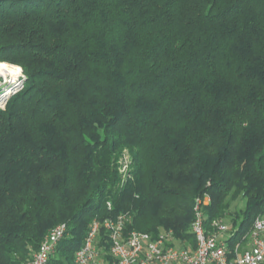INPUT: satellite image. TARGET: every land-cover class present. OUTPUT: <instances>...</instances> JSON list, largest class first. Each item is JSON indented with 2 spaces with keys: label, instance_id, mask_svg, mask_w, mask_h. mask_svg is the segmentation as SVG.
Masks as SVG:
<instances>
[{
  "label": "trees",
  "instance_id": "obj_1",
  "mask_svg": "<svg viewBox=\"0 0 264 264\" xmlns=\"http://www.w3.org/2000/svg\"><path fill=\"white\" fill-rule=\"evenodd\" d=\"M0 62L24 75L0 107V264L59 224L49 264H75L121 214L194 245L204 194L207 225L264 210V0H0Z\"/></svg>",
  "mask_w": 264,
  "mask_h": 264
},
{
  "label": "built area",
  "instance_id": "obj_2",
  "mask_svg": "<svg viewBox=\"0 0 264 264\" xmlns=\"http://www.w3.org/2000/svg\"><path fill=\"white\" fill-rule=\"evenodd\" d=\"M211 202L209 194L198 197L190 230L194 245L180 242L170 233L153 237L147 232H125L128 214L117 218H95L86 239L74 256L75 264H264V210L252 228L240 232L224 219L206 224L204 208ZM111 208V202H108ZM102 230L106 236H102ZM67 231L66 224L53 228L39 249L23 264H49L60 240ZM108 242V247L104 244ZM233 243V245H232Z\"/></svg>",
  "mask_w": 264,
  "mask_h": 264
},
{
  "label": "rangeland",
  "instance_id": "obj_3",
  "mask_svg": "<svg viewBox=\"0 0 264 264\" xmlns=\"http://www.w3.org/2000/svg\"><path fill=\"white\" fill-rule=\"evenodd\" d=\"M12 65H16V64H12ZM23 83H24L23 70L15 78H13L12 76H0V107L5 106L8 97L11 94L15 93L16 91H18L19 89H21L23 87ZM121 161L123 163L122 171H127L128 170L127 166L130 163V157L127 151L123 153ZM243 204L244 202L233 204L232 210H238L239 208L243 207ZM224 220L226 219L224 218Z\"/></svg>",
  "mask_w": 264,
  "mask_h": 264
},
{
  "label": "bare ground",
  "instance_id": "obj_4",
  "mask_svg": "<svg viewBox=\"0 0 264 264\" xmlns=\"http://www.w3.org/2000/svg\"><path fill=\"white\" fill-rule=\"evenodd\" d=\"M21 71L22 68L20 66L0 62V76H12L15 78Z\"/></svg>",
  "mask_w": 264,
  "mask_h": 264
}]
</instances>
